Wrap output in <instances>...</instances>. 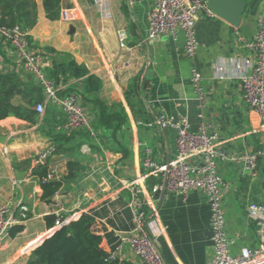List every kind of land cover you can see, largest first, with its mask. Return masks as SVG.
Instances as JSON below:
<instances>
[{
    "label": "crops",
    "instance_id": "crops-1",
    "mask_svg": "<svg viewBox=\"0 0 264 264\" xmlns=\"http://www.w3.org/2000/svg\"><path fill=\"white\" fill-rule=\"evenodd\" d=\"M206 2L215 17L200 16L196 24L200 46L190 59L182 34L177 39L172 35L149 38L148 13L154 0H62L55 21L47 18L43 0H36L38 20L28 32L32 49L43 53L44 72L62 95L79 96L97 136L76 135L70 143L61 144L65 151L50 157L48 165L56 179L67 174L70 160H78L85 170L48 204L42 200L41 183L33 169L41 165L38 159L48 146L57 143L54 125L65 119L61 108L46 106L45 114H36L34 122L16 117L0 121V205H7L11 213L17 212L20 203L30 210V218L12 227L0 244V264H28L34 250L61 228L56 224L58 212L68 223L83 214L93 216L109 254L123 258V264H143L120 240L123 234H137L134 192L129 185L139 179L144 186L139 199L146 213L151 216L149 201L158 213L160 235L155 243L163 263L210 262L213 245L207 196L200 191L186 198L168 191L163 195L164 189L152 195L156 186L165 188L164 176L141 179L148 173L146 150L156 166L168 165L177 155V133L155 124L159 114L188 118L194 132L204 126L216 133L219 148L230 156L264 152V122L242 92V78L255 54L238 42L233 24L237 13L239 31L251 38L264 17V0ZM193 69L201 77L204 102L193 85ZM0 73L15 74L28 90L39 89L27 99L15 97L14 106L28 108L34 100L38 103L31 110L36 112V106L46 102L35 77L25 72L17 53L1 39ZM103 106L126 112L127 124L118 134L123 149L99 125ZM219 171L231 186L224 209L229 236H239L234 252L259 246L264 235L249 218L248 206L264 203V156L254 179L232 161L220 162ZM17 173H25L24 180L18 181ZM19 226L23 230L16 232Z\"/></svg>",
    "mask_w": 264,
    "mask_h": 264
},
{
    "label": "built area",
    "instance_id": "built-area-1",
    "mask_svg": "<svg viewBox=\"0 0 264 264\" xmlns=\"http://www.w3.org/2000/svg\"><path fill=\"white\" fill-rule=\"evenodd\" d=\"M204 13L215 17L214 13L208 10L206 0H154L148 13L149 38L172 35L177 39L179 34H182L185 40V53L192 59L200 46L196 24ZM234 32L238 42L255 54V61L248 63V70L242 78V92L246 103L264 122V17L258 21L257 31L251 38L243 36L239 26L235 27ZM0 39L17 53L22 68L26 73L33 75L43 89L46 102L36 106L37 113L44 115L48 105L59 107L65 119L63 124L57 126V132L71 134L85 131L95 138L97 134L79 96L76 93L62 95V89L46 76L43 68L44 55L32 49L28 32L19 26L13 28L0 26ZM192 82L199 100L204 102L205 90L196 69L192 70ZM155 124L176 131L177 155L168 165L156 166L151 151L146 150L145 167L148 173L141 179L163 175L166 191L170 194L186 198L191 192L200 191L207 196L211 209L213 245V256L208 264H264V238L257 247H247L238 253L234 252L239 236L235 238L229 236L224 209V197L230 192L231 186L219 171L220 162L232 161L242 166L244 175L254 179L258 176L259 161L264 152H245L239 156H230L219 148L216 133H209L204 126L194 132L186 117L159 114ZM56 152V144L51 143L40 155L38 163L45 164ZM48 179H56L53 172ZM139 182L140 179L129 185L134 192L137 234H123L120 240L123 245L133 250L143 264H164L155 243L157 234L160 235L157 226L158 213L152 201H149L151 216L146 213L144 203L139 199L144 186ZM162 189L164 186H156L152 190V195L158 194ZM248 216L260 226L264 235V203L250 204ZM29 218L30 210L25 204L20 203L16 213H11L7 205H0V244L9 236L12 227L25 223ZM56 224L62 227L69 223L63 214L58 212ZM109 261L112 264H123V258L114 254H110Z\"/></svg>",
    "mask_w": 264,
    "mask_h": 264
},
{
    "label": "trees",
    "instance_id": "trees-1",
    "mask_svg": "<svg viewBox=\"0 0 264 264\" xmlns=\"http://www.w3.org/2000/svg\"><path fill=\"white\" fill-rule=\"evenodd\" d=\"M62 0H43L46 16L49 20L55 21L60 17ZM38 20L36 0H0V26L13 28L19 26L22 30L29 32L34 28ZM30 39V37H29ZM31 42V39H30ZM38 87L41 88L40 85ZM39 90V89H38ZM37 88L30 90L23 87L15 74L0 73V121L9 117H16L28 122H34L37 113L31 110L36 105L34 100L28 102V108L16 107L13 100L17 96L27 99V95L37 92ZM131 107V105H130ZM133 110V108H132ZM127 115L123 108L113 111L103 106L101 109L100 127L106 132L112 142L122 147L118 142V134L122 132L127 124ZM64 120L54 125L57 152L65 151L63 145L68 144L76 135L89 137L85 131L73 132L70 136L57 132V126L63 124ZM72 137V138H71ZM63 145L61 146V144ZM69 151H72L69 150ZM56 152V153H57ZM125 156L127 152L124 151ZM85 168L78 160H70L67 164V174L62 179L49 180L51 169L48 161L33 169V175L38 177L43 190L42 200L52 204L54 196L63 188L69 186ZM23 230L19 226L16 232ZM109 252L104 245V237L101 234L98 221L89 214H83L78 219L62 226L51 237L38 246L28 264H112L109 261Z\"/></svg>",
    "mask_w": 264,
    "mask_h": 264
},
{
    "label": "water",
    "instance_id": "water-1",
    "mask_svg": "<svg viewBox=\"0 0 264 264\" xmlns=\"http://www.w3.org/2000/svg\"><path fill=\"white\" fill-rule=\"evenodd\" d=\"M236 8L238 9L239 6L236 7ZM233 24H234V26H236V27H238V26L240 25V21H239V19H238V15H237V13H236V14L234 13ZM25 176H26L25 173H17V174H16V178H17L18 181H22V180H24ZM263 189H264V183H263ZM165 193H166V188H164V190H163V195H164ZM55 217H56V216H55ZM156 248H157V247H156ZM157 251H158L159 255H160L161 258H162V255L160 254V251L158 250V248H157ZM162 259H163V258H162Z\"/></svg>",
    "mask_w": 264,
    "mask_h": 264
}]
</instances>
